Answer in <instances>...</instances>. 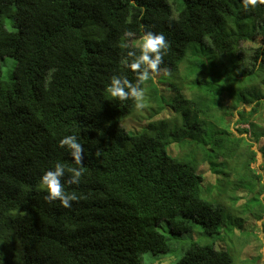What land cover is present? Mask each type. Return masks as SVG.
I'll return each instance as SVG.
<instances>
[{"label": "trees", "instance_id": "obj_1", "mask_svg": "<svg viewBox=\"0 0 264 264\" xmlns=\"http://www.w3.org/2000/svg\"><path fill=\"white\" fill-rule=\"evenodd\" d=\"M257 22L264 27L259 0L247 7L244 0H0V264H143L145 252L170 249L157 229L163 220L172 239L200 225L220 247L195 239L172 264H237L242 245L227 240L220 201L201 196L202 158L168 149L201 148L219 198L229 188L245 214L263 218L264 175L252 168L257 152L227 116L237 110L238 122L249 124L237 131L264 140V48L257 78L235 79V61H224L254 40ZM148 31L162 33L168 49L141 85L152 120L133 133L123 120L134 100L112 98L106 88L114 76L136 83L130 64ZM193 43L188 59L199 62L190 74L180 67L176 74L187 75L179 82L168 79ZM6 57L14 59L7 62L12 82L2 76ZM167 111L174 127L161 120ZM67 135L85 149L80 183H68L70 173L62 178L77 196L68 208L46 201L40 184L58 162L80 167L59 145Z\"/></svg>", "mask_w": 264, "mask_h": 264}, {"label": "rangeland", "instance_id": "obj_2", "mask_svg": "<svg viewBox=\"0 0 264 264\" xmlns=\"http://www.w3.org/2000/svg\"><path fill=\"white\" fill-rule=\"evenodd\" d=\"M257 27H258V32L255 34L254 40L252 42H247L246 45L243 44L244 49L241 52L230 54L228 55L227 58L224 59V61H228L229 63H231V60L235 61L236 66H237V70L235 71V74H234L235 79L237 78L238 80H246V79H249L250 77L257 78L255 77V71L257 70V67L259 66V62L261 58V51L264 48V27L261 24H259V22H257ZM192 45H196V44L193 43L189 46L184 61L180 64V66L176 69V71L173 74L169 73V72H172L170 70L166 71L169 73L166 75L170 76L168 77V79H171V80L175 79L176 82H179L180 78H182L183 76H186L187 73L176 74L177 71L178 72L180 71V67L184 69L188 67L187 68L189 69L188 74L192 72L191 68L199 62V59H196L194 61L191 58L188 59L190 47ZM12 60L14 59H12L11 57H6L5 59L1 61L2 70H3L2 76L6 81H9V82L13 81V78H12L13 73H12V70L10 71V68L7 67V62L12 61ZM153 76L155 80L157 81L156 74H153ZM253 80L255 82V79ZM167 82L168 80H165L163 84L165 85L167 84ZM212 90L218 92L221 90V87H219V85L217 84L216 87L214 86L212 88ZM185 96L189 97V94L186 93ZM143 103L145 106L142 109H137L135 107L132 115L129 118L123 120L124 127L127 128V130L130 132H133V133H135L136 131L140 132V130L146 124H148L149 121L152 120L148 115L149 114V110L147 108L148 104L147 105L145 104V99ZM227 105L230 106L231 102H228ZM243 108H245L246 111H249L251 110L252 107L245 106ZM163 116L164 117L161 118L160 116L159 118H161V120L165 119L166 122L164 120H162V122L165 124H168L167 127L170 126L168 122L170 123L172 122L171 119L173 118V116L169 114V111L163 113ZM239 119L240 118H239V114L237 113V110H233L232 114H229L227 116V122L230 124L231 130L235 132V134L239 137L241 136L246 137L244 139L245 144L249 142L251 144V148L257 152L256 161L253 162L252 168H254L258 173H261L264 175V149L261 148V146H264V140H262L259 143L251 138L250 133L241 134L237 132L238 127L240 128L249 127V124H240L238 122ZM257 121L262 122L263 118L258 117ZM174 125L175 124L172 125L171 123L172 127H174ZM138 126L140 127L137 128ZM180 147L182 150H185V151H180L179 146L175 145L173 146V148L169 146V149H168L169 153L172 154L171 152L172 150L174 154L179 155L180 157H184V155L188 153L187 157L188 156L194 157V158L196 157L197 160H199V157L202 158L201 159L202 162L199 163V166L197 169L198 170L197 174L203 175L205 178L204 194L207 196H205L204 194L201 196L202 198L210 202H211L210 199H214L218 202L220 201L221 206H222V211L224 214V219H223L224 228H227V226H229L230 228V230L228 231L229 238L227 240H230V241L234 240L236 242L238 241L239 245L240 244L242 245L241 251L242 250L243 251L242 253L236 254V261H237L236 263L241 264V263H244V260H246V258L248 257L256 258L257 255H260V259L258 260V262L259 264H264V215H263V218L259 219L255 216L245 214L244 206H243L245 202L242 200H238V199L236 200L235 191H231V189L229 188L224 193L223 199L221 200L218 196L219 195L218 189L220 188L219 186H217V184H219L220 182L219 181L216 182V176L211 168V165L209 164V160H206V161L203 160V157L205 155L202 153L201 148H198L196 146L197 148H195L194 150L190 147H187L186 144L184 143ZM244 147H247V145L246 146L244 145ZM176 155L174 156L178 157ZM189 160L193 161V158H190ZM216 171H218V174H220L222 169H220L219 167V169H217ZM218 177L224 178L225 176L218 175ZM263 183H264V179H263ZM214 184H216V187L213 186ZM212 186L215 187L217 191L215 190V188L212 189L211 188ZM207 188H210L212 192L210 193L207 192ZM261 198H262V201L264 202V193L262 194ZM214 205L216 204L214 203ZM241 225H242L241 228L245 231L244 233L242 232L240 228ZM157 229L159 232H161L162 234L166 235L169 238V241L171 243L170 249L167 252L159 253V254H155L151 251L145 252L143 254V264H172L173 262L177 261V259L185 252L188 242H190L191 245H193L192 241L193 240L195 241V239L200 240L201 243L208 242L210 240L215 244L216 248H220L218 244L216 243V241L213 239L214 235L206 234L200 225H197L196 228L192 232L181 235L177 240L171 238V226L168 221L166 220L161 221L158 224ZM224 248H225V245H224ZM231 253L233 255V251Z\"/></svg>", "mask_w": 264, "mask_h": 264}, {"label": "clouds", "instance_id": "obj_3", "mask_svg": "<svg viewBox=\"0 0 264 264\" xmlns=\"http://www.w3.org/2000/svg\"><path fill=\"white\" fill-rule=\"evenodd\" d=\"M264 3V0H259ZM245 7L249 4L255 5L257 0H244ZM125 45H121L124 47ZM168 49V42L165 36L154 34L148 31L140 45V55L135 58L130 64L131 70L136 73V83L129 81L126 76H114L110 84L107 86L106 91L109 96L116 98L120 101L132 99L135 102L137 109H142L145 105L143 103L145 92L141 85L149 79L150 72L155 73L158 66L162 63V58L166 55ZM131 54V51H129ZM238 132V131H237ZM61 148H66L69 155L73 158L76 165L80 167L66 168L62 163H56L53 168L45 171L40 178L42 188L47 190L45 200L53 202L59 200L63 207H71V201L76 200L75 193H68L64 190L62 178L66 173H70L68 183L79 184L83 175V154L85 149L82 144L78 142L76 135L64 136L59 141Z\"/></svg>", "mask_w": 264, "mask_h": 264}]
</instances>
